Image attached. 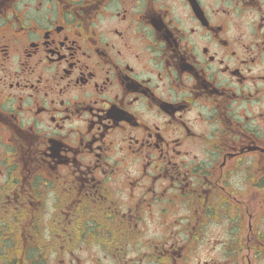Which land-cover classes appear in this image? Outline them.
Here are the masks:
<instances>
[{"label":"flooded vegetation","instance_id":"flooded-vegetation-1","mask_svg":"<svg viewBox=\"0 0 264 264\" xmlns=\"http://www.w3.org/2000/svg\"><path fill=\"white\" fill-rule=\"evenodd\" d=\"M0 264H264V0H0Z\"/></svg>","mask_w":264,"mask_h":264}]
</instances>
